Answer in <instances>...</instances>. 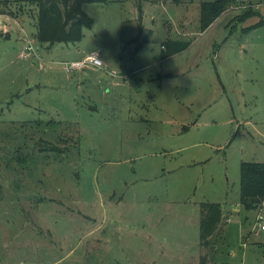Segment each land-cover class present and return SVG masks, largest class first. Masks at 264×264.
Returning a JSON list of instances; mask_svg holds the SVG:
<instances>
[{
	"label": "rangeland",
	"instance_id": "obj_1",
	"mask_svg": "<svg viewBox=\"0 0 264 264\" xmlns=\"http://www.w3.org/2000/svg\"><path fill=\"white\" fill-rule=\"evenodd\" d=\"M202 1L85 2L92 25L52 45L1 1L0 264H264V199L239 202L240 163L264 161V0L200 30ZM201 202L221 208L207 246Z\"/></svg>",
	"mask_w": 264,
	"mask_h": 264
},
{
	"label": "trees",
	"instance_id": "obj_2",
	"mask_svg": "<svg viewBox=\"0 0 264 264\" xmlns=\"http://www.w3.org/2000/svg\"><path fill=\"white\" fill-rule=\"evenodd\" d=\"M2 0H0L1 3ZM21 4L31 3L36 7V38L52 45L55 42L76 41L82 27H90L92 18L83 10L85 2L106 0H17ZM231 4L230 0H205L200 3L199 28L205 29ZM262 21L258 23L262 24ZM264 24V23H263ZM139 22V31L141 30ZM146 41V40H143ZM190 43L176 39L161 42V57L175 54ZM142 42L137 47H141ZM59 122V121H58ZM49 123V122H47ZM38 124V122L36 123ZM46 128V127H45ZM46 131V129L44 130ZM264 199V161H242L239 165V202L243 208L258 206ZM221 220V208L217 202H201L199 219V244L207 246ZM199 264H206L200 257Z\"/></svg>",
	"mask_w": 264,
	"mask_h": 264
},
{
	"label": "built area",
	"instance_id": "obj_3",
	"mask_svg": "<svg viewBox=\"0 0 264 264\" xmlns=\"http://www.w3.org/2000/svg\"><path fill=\"white\" fill-rule=\"evenodd\" d=\"M237 1H242V0H237ZM32 41L27 39V44L25 46V48L22 50L21 54L23 56H28L29 52L32 51ZM95 66V67H100L102 65V61L101 59L98 57L97 52H91L86 54L84 57L74 60L70 63H66L64 64V68L66 70L70 69V68H76V69H80L83 68L84 66ZM261 218V217H260ZM262 219V218H261ZM260 228L264 229V219L261 220L260 223Z\"/></svg>",
	"mask_w": 264,
	"mask_h": 264
},
{
	"label": "crops",
	"instance_id": "obj_4",
	"mask_svg": "<svg viewBox=\"0 0 264 264\" xmlns=\"http://www.w3.org/2000/svg\"><path fill=\"white\" fill-rule=\"evenodd\" d=\"M89 66H90V65H89ZM91 66H92V65H91ZM84 67H86V66H84ZM84 67H83V68H84ZM80 69H81V68H80ZM58 121H60V120H58Z\"/></svg>",
	"mask_w": 264,
	"mask_h": 264
}]
</instances>
